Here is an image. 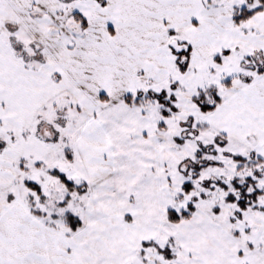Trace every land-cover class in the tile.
I'll return each instance as SVG.
<instances>
[{"label": "snow or ice", "instance_id": "obj_1", "mask_svg": "<svg viewBox=\"0 0 264 264\" xmlns=\"http://www.w3.org/2000/svg\"><path fill=\"white\" fill-rule=\"evenodd\" d=\"M0 264H264V0H0Z\"/></svg>", "mask_w": 264, "mask_h": 264}]
</instances>
